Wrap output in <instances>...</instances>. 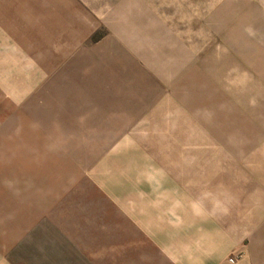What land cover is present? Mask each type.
<instances>
[{
	"label": "rangeland",
	"instance_id": "1",
	"mask_svg": "<svg viewBox=\"0 0 264 264\" xmlns=\"http://www.w3.org/2000/svg\"><path fill=\"white\" fill-rule=\"evenodd\" d=\"M0 264H264V0H0Z\"/></svg>",
	"mask_w": 264,
	"mask_h": 264
}]
</instances>
